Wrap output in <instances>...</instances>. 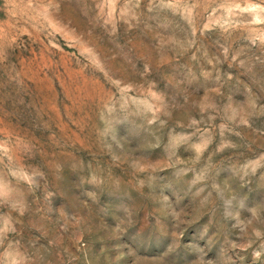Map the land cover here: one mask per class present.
<instances>
[{
  "label": "rangeland",
  "instance_id": "1",
  "mask_svg": "<svg viewBox=\"0 0 264 264\" xmlns=\"http://www.w3.org/2000/svg\"><path fill=\"white\" fill-rule=\"evenodd\" d=\"M0 264H264V0H0Z\"/></svg>",
  "mask_w": 264,
  "mask_h": 264
}]
</instances>
